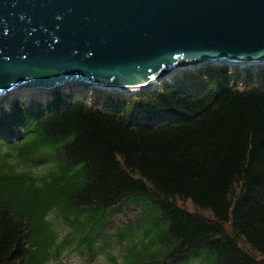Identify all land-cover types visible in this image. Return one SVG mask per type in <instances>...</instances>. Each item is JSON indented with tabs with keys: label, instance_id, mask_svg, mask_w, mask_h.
<instances>
[{
	"label": "trees",
	"instance_id": "16d2710c",
	"mask_svg": "<svg viewBox=\"0 0 264 264\" xmlns=\"http://www.w3.org/2000/svg\"><path fill=\"white\" fill-rule=\"evenodd\" d=\"M264 264V68L0 109V264Z\"/></svg>",
	"mask_w": 264,
	"mask_h": 264
},
{
	"label": "water",
	"instance_id": "95a60500",
	"mask_svg": "<svg viewBox=\"0 0 264 264\" xmlns=\"http://www.w3.org/2000/svg\"><path fill=\"white\" fill-rule=\"evenodd\" d=\"M206 64L264 67V0H0V101L151 91Z\"/></svg>",
	"mask_w": 264,
	"mask_h": 264
},
{
	"label": "rangeland",
	"instance_id": "374dc122",
	"mask_svg": "<svg viewBox=\"0 0 264 264\" xmlns=\"http://www.w3.org/2000/svg\"><path fill=\"white\" fill-rule=\"evenodd\" d=\"M11 97H14V95L9 94L8 99ZM26 97L28 99V95ZM88 97H89V99L92 100L93 94L88 93ZM63 260H64L65 264H86L84 262V260L81 258V256L76 252H73V253H70V254L64 256ZM92 264H107L104 254L99 255L97 257V259Z\"/></svg>",
	"mask_w": 264,
	"mask_h": 264
},
{
	"label": "bare ground",
	"instance_id": "6f19581e",
	"mask_svg": "<svg viewBox=\"0 0 264 264\" xmlns=\"http://www.w3.org/2000/svg\"><path fill=\"white\" fill-rule=\"evenodd\" d=\"M255 67H256V66H255ZM19 95H20L21 97H24V98H25V97L28 95V92L20 93Z\"/></svg>",
	"mask_w": 264,
	"mask_h": 264
}]
</instances>
